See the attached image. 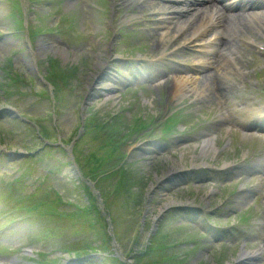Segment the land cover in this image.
Returning <instances> with one entry per match:
<instances>
[{"label":"rangeland","instance_id":"rangeland-1","mask_svg":"<svg viewBox=\"0 0 264 264\" xmlns=\"http://www.w3.org/2000/svg\"><path fill=\"white\" fill-rule=\"evenodd\" d=\"M42 39L41 36L36 41L38 61L42 68L39 73L45 74L46 71L47 79L53 85L54 108H56L52 111L51 97L37 83L34 75L23 68L18 69L17 75L24 77L28 82V88H25L27 97L20 100L28 114L26 117L34 123L22 125L26 128L25 145L34 146L36 142L46 140L58 143L59 146H46L47 148L43 150L44 154L65 166H69L66 161L72 156L82 176L93 183L94 188L92 190L91 187L83 184L80 178H73L69 171L66 172L68 168L61 167L56 170L57 163L47 159L48 166L53 167L57 174L56 180L48 185L56 189L58 199L47 206H50L54 212V217H51L53 220L48 222L49 226L42 225L40 228L44 230L43 232L48 231L46 229H50L51 232L41 239L39 234L42 232L35 236L30 235V237L15 235L10 237L9 241L44 248L67 246L72 248L74 253L98 246L102 249L99 252H104L109 258L107 261L111 264L118 261L114 255L115 250H120L126 257L133 255L130 264H225L216 263L211 257H202L199 253L190 251L191 238L197 235L196 232H200L201 219H198V223L193 220V224L186 225V227L185 224L180 223H188L186 217H182L185 212L178 215V212L170 208L173 204L177 205L182 202L195 201L204 203L206 206L213 204L215 200L212 196H208L207 189L198 183H194L193 188L182 185V187L175 186L167 189L168 183L164 181L160 183L161 178L166 176L171 169L192 162L200 163L202 160L198 158L211 154L210 147L202 152V149H198L199 144L198 148L196 147L195 143L198 141H191L186 143L187 148L184 146L181 149L179 156L166 157L171 160L161 157L158 159L156 156L150 160L143 159L144 156L141 157L142 154L137 150L139 143L130 142V139L124 136L121 121L118 116L117 118L113 116L116 114V107L115 109L113 107L115 104L102 101L101 97L91 98L87 101L88 105L82 104L88 92L86 88L97 94L102 90V88H95L97 83L91 81L94 80V74L98 73L101 64L94 63L93 73L80 72L78 63L72 60L68 53L57 50L42 51L40 49ZM0 55L2 56L1 53ZM63 55H68L70 59H66ZM236 65L238 68L228 71L224 76H219V71L215 75L233 86L232 102L240 109L245 101L238 98L241 92L238 84H234L235 79H239L238 70L247 68V76L243 78L250 81L251 85L264 88V73L259 76L254 75L256 70L264 67V61H251L250 63L238 61ZM150 90L152 91L148 100L153 108L163 110L164 106L172 102L167 98L169 91H165L158 85ZM209 95L200 96L201 99L198 98L196 101L198 105L195 108L200 105L210 111L212 116L213 111L217 110L215 106L218 101ZM53 118L57 125L56 129L51 126ZM210 119L203 122L200 130L212 132L215 138L221 140L223 133L227 135L225 131H221L224 124L217 121V124L211 123L212 126H209V122H212ZM79 129L81 136L78 138L76 136ZM218 130L221 132H217ZM35 134L39 138L34 137ZM243 136L237 140L236 145L245 149V142L249 136ZM256 144L257 141L249 146ZM45 155L44 158H46ZM229 155L230 153H226L224 156ZM221 157L222 154L217 160H221ZM209 159V161L214 160V156H210ZM255 182L257 181L254 180L252 186L257 187L259 183L255 185ZM50 190L49 188L41 191L38 198L41 200L48 198ZM93 191L98 192L100 201L96 200L98 197L93 195ZM50 195H54L52 191ZM261 215L264 218V208ZM159 217L161 219L155 225L154 222ZM109 229L119 246L116 249L112 244V237L108 235ZM261 229L257 230L258 235L247 244L249 250L255 249L257 243L264 249V226ZM151 232L153 235H150ZM241 239L242 235L238 241L240 242ZM12 242L10 243L13 244ZM232 249L235 251L236 245H233ZM142 252L143 254L140 255ZM59 255L64 258L63 261L66 260V253L62 252ZM98 261L99 258L92 257L91 260L85 258L76 264H101V261ZM70 262L73 261L68 262L72 264Z\"/></svg>","mask_w":264,"mask_h":264},{"label":"bare ground","instance_id":"bare-ground-1","mask_svg":"<svg viewBox=\"0 0 264 264\" xmlns=\"http://www.w3.org/2000/svg\"><path fill=\"white\" fill-rule=\"evenodd\" d=\"M40 49L42 50V51H49V50H55V49H53V47L51 46V45H49V44H47L45 41H44V39H42L41 40V42H40ZM38 48H37V42H35L34 43V46L33 47H31V52H30V55L32 56V58H33V60L36 62V61H38L39 60V53H38ZM57 51H59V52H62L63 50H61V49H57ZM66 59H68V55H63ZM102 65V63H99V65ZM187 79H188V81H189V77H187ZM209 79V78H208ZM194 81H189V83L190 84H192ZM212 97V96H211ZM92 187H94L93 185H91ZM84 258H82V259H80V260H83ZM74 260V259H73ZM73 260H70V261H73ZM78 261V260H77Z\"/></svg>","mask_w":264,"mask_h":264},{"label":"water","instance_id":"water-1","mask_svg":"<svg viewBox=\"0 0 264 264\" xmlns=\"http://www.w3.org/2000/svg\"><path fill=\"white\" fill-rule=\"evenodd\" d=\"M126 262V261H125Z\"/></svg>","mask_w":264,"mask_h":264}]
</instances>
